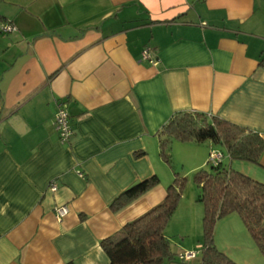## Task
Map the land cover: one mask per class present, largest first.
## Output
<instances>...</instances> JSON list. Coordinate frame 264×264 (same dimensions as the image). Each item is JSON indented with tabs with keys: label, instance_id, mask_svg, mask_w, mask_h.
<instances>
[{
	"label": "crops",
	"instance_id": "crops-1",
	"mask_svg": "<svg viewBox=\"0 0 264 264\" xmlns=\"http://www.w3.org/2000/svg\"><path fill=\"white\" fill-rule=\"evenodd\" d=\"M0 22L16 29L0 31V264H110L100 241L160 202L173 179L157 137L173 113H206L264 138V0H0ZM59 102L68 142L53 126ZM211 148L174 140L170 154L196 171ZM230 164L264 182V152L257 164ZM154 174L158 185L110 209ZM58 205L68 207L60 219ZM180 208L197 217L170 219L168 240L191 218L201 233L195 196L182 195ZM232 224L245 234L235 213L214 227L225 254ZM172 241L165 264H198L199 253L178 255L200 244Z\"/></svg>",
	"mask_w": 264,
	"mask_h": 264
},
{
	"label": "trees",
	"instance_id": "trees-1",
	"mask_svg": "<svg viewBox=\"0 0 264 264\" xmlns=\"http://www.w3.org/2000/svg\"><path fill=\"white\" fill-rule=\"evenodd\" d=\"M264 67V53L259 62ZM159 155L170 166L172 141L206 143L227 153L217 165L206 163L194 173L198 187L195 201L201 204V234L198 264H238L214 242V227L221 218L235 213L264 255V182L232 168L233 160L258 163L264 152V138L245 127L197 111L173 113L157 132ZM143 151L136 156L144 155ZM224 156V155H223ZM224 158V157H223ZM209 164V167H208ZM172 168V167H171ZM173 171L164 198L118 231L100 241L110 264H165L175 257L165 229L183 193L186 178ZM159 183L157 175L140 180L119 193L110 203L118 211ZM64 264H74L65 262Z\"/></svg>",
	"mask_w": 264,
	"mask_h": 264
},
{
	"label": "rangeland",
	"instance_id": "rangeland-1",
	"mask_svg": "<svg viewBox=\"0 0 264 264\" xmlns=\"http://www.w3.org/2000/svg\"><path fill=\"white\" fill-rule=\"evenodd\" d=\"M207 143L208 142H206V145H207ZM222 153L224 155L223 162L227 165V163H228L227 162V158H228L227 153L224 150H222ZM207 157H208V154H207ZM170 162H171L170 166H168L166 164L168 169H171V170L175 169V172H179L180 175H182L186 178L185 184L183 187L182 195L196 196V194L199 190H198L197 184L194 180L195 171H190V168H189V165L187 164V162L183 163V161H181L180 159H172V157H171ZM206 163H208V162H206ZM166 166H164V167H166ZM208 167H209V164H208ZM168 184H170V183H168ZM195 203H196L197 207L201 210V204L196 202V201H195ZM180 211H182L181 208L179 210H176V212H174L172 215L171 221L173 219V222L175 224L178 223L177 220H175V219H179V217H197V216H194V211H190L189 213L186 210H183L182 212H180ZM237 216H238V219H239L241 225L243 226L242 229L245 231V234L242 235L239 232V229L237 228L236 224H232L231 225V231L233 233L232 238L230 236L228 240H225V241L221 240L219 243V246L224 245L228 249L227 252L229 255L228 254H226V255H228V257H230L232 259L240 260L243 263L247 262L248 264H264V255H262V253L260 252L255 240L252 238V236L248 232V230H247L246 226L244 225L242 219L239 217V215H237ZM195 221H196L195 218L188 219L187 223L185 222V227H186L185 229L186 230L181 235L169 237L170 246H171L172 250L176 251L177 250L176 245L178 244L172 240H175L177 242H181V240L184 239L183 243H187L189 241L194 242V240H195V242L197 244L201 245L203 237H202V234L200 232H197V223H195ZM213 235L215 238L214 232H213ZM246 236H247V238H246ZM215 244H216V242H215ZM200 247H198L196 250L194 249L192 251H198L200 249ZM188 252H190V250Z\"/></svg>",
	"mask_w": 264,
	"mask_h": 264
},
{
	"label": "built area",
	"instance_id": "built-area-1",
	"mask_svg": "<svg viewBox=\"0 0 264 264\" xmlns=\"http://www.w3.org/2000/svg\"><path fill=\"white\" fill-rule=\"evenodd\" d=\"M15 30H16L15 27L12 26L11 24L0 22V31L11 32ZM142 59L150 60V62L154 63V61H152L149 56L148 48L143 49ZM53 126L56 132L58 133V137L60 141L68 142L70 140V137L72 135V128L70 125L69 114H68L67 108L62 102H59L57 105V110H56V113L53 119ZM223 157H224L223 153L220 150L211 148L208 152L207 162L210 165L214 166L220 163ZM47 189H49L50 191H55L56 189L55 182L51 181L48 184ZM54 212H55V216L58 219H60L68 213V207L66 205H58L54 208ZM198 253H199V250L190 251V252L187 251V252L179 254L178 257L182 261H188V260L194 259Z\"/></svg>",
	"mask_w": 264,
	"mask_h": 264
}]
</instances>
